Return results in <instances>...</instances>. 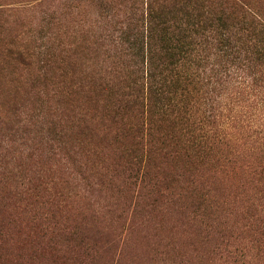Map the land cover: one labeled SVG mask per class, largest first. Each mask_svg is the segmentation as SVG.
Instances as JSON below:
<instances>
[{"label": "trees", "instance_id": "1", "mask_svg": "<svg viewBox=\"0 0 264 264\" xmlns=\"http://www.w3.org/2000/svg\"><path fill=\"white\" fill-rule=\"evenodd\" d=\"M90 4L97 19L88 18L87 30L78 32L82 39L89 40L104 13L127 14L126 20H119V26L125 23L119 29L126 47L114 43L119 60L111 62L110 73H103L104 60H95V43L73 48L67 39L70 34L55 30L51 0L39 3L45 6L44 41L6 48L10 62L24 73L22 87L28 90L21 119L15 113L7 117H14L21 132L12 133L0 147V190L14 188L20 213L56 206L64 200L58 189L64 178L54 172L61 166L81 195L90 191L83 190L79 181L88 182L100 173L97 169L87 175L93 169L87 163L75 168L71 133L93 109L98 116L99 107H108L113 119L127 120L123 127H115L131 166L120 176L124 180L119 192L135 193L122 233L132 232V215L143 189L149 195L160 194L159 176L167 177L157 174L166 165L181 169L190 188L223 194L217 202L230 206L234 218L224 230L264 233V23L250 9L262 16L264 12L237 0H91ZM19 151L24 160L15 162ZM91 183L93 190L101 184ZM42 217L48 219L49 214H32L29 221L41 227ZM22 222L28 224V219ZM257 224L262 230L255 229ZM250 244H231L225 256L233 264H256L257 258L264 263L261 254L251 252Z\"/></svg>", "mask_w": 264, "mask_h": 264}, {"label": "rangeland", "instance_id": "2", "mask_svg": "<svg viewBox=\"0 0 264 264\" xmlns=\"http://www.w3.org/2000/svg\"><path fill=\"white\" fill-rule=\"evenodd\" d=\"M51 1L55 30L70 34L67 39L73 48H87V44L95 43L98 54L95 60H104L103 73H110L111 62L119 60L114 43L120 41L122 47H126L122 42L124 34L119 29L125 23L119 26V20H126L127 14L123 15V10L117 16L104 13L97 20L100 26L94 28L92 38L87 40L86 37L82 39L78 32L81 28L87 30L85 24L88 18L97 19L91 0ZM237 1L245 6L252 3L264 12V0ZM40 2L31 0L30 4L27 0H0V147L5 146L12 133L21 132L14 117L19 118L27 105L28 90L22 87L25 80L21 74L24 73L10 62L6 48L9 45L31 47L44 41L47 32L43 27L45 21L41 17V9L45 6L39 5ZM255 11L259 13L255 8L250 9L256 19L264 23V15ZM106 14L108 18L104 21ZM100 32L111 36L99 38L97 35ZM97 72L98 76L102 74L100 69ZM106 94L112 95L109 91ZM109 99L106 101L109 102ZM107 108L99 107L98 116L93 109L88 120L71 133L70 144L74 146L71 159L76 161L75 168L87 163L93 167L92 171L87 170V175L97 169L100 173L88 182L79 181L82 189L85 187L90 191L81 195L76 186L65 178L61 166L59 172H54H57L56 177L64 178L58 187L64 200L56 206L42 205L39 212L20 213V199L14 188L9 186L0 190V264H233L231 258L225 256V249L236 243H253L250 244L254 246L251 252L261 254L264 260V233L247 235L240 232L243 229L239 232H235L234 228L224 230L225 226L233 224L234 218H231L230 206L222 207L217 202L223 194H216L211 189L202 193L200 187L190 188L185 173L182 175L181 169L168 165L163 173L157 174L167 177L161 179L159 176L160 182H163L159 184L162 187L160 194L149 195V190L143 189L139 207L132 215L135 218L132 232L122 233V225H128L131 218L125 212L133 203L135 193L130 190L122 196L119 192L124 180L120 176L128 173L131 166H128L123 139L117 135L115 127H123L125 124L122 121L127 120L113 119ZM11 114L15 116L8 119ZM9 155L13 156V153ZM13 160H24L23 153L19 151ZM78 169L84 170L83 167ZM77 176L80 177V174ZM91 181L101 183L95 185L97 190H93ZM46 213L49 214L48 219L38 218L41 227L29 221L32 214L41 217ZM27 219L28 224L22 222ZM257 228L260 230L261 225L257 224ZM240 233L242 235H237ZM255 263L264 264L258 258Z\"/></svg>", "mask_w": 264, "mask_h": 264}]
</instances>
